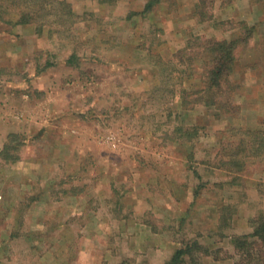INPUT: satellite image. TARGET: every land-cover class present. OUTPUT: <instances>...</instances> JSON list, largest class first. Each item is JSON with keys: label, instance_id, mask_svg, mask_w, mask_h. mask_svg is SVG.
<instances>
[{"label": "rangeland", "instance_id": "1", "mask_svg": "<svg viewBox=\"0 0 264 264\" xmlns=\"http://www.w3.org/2000/svg\"><path fill=\"white\" fill-rule=\"evenodd\" d=\"M47 1L0 13V264H264V0Z\"/></svg>", "mask_w": 264, "mask_h": 264}, {"label": "trees", "instance_id": "2", "mask_svg": "<svg viewBox=\"0 0 264 264\" xmlns=\"http://www.w3.org/2000/svg\"><path fill=\"white\" fill-rule=\"evenodd\" d=\"M46 1V2H45ZM62 1V0H60ZM47 0H0V13H14L17 14L16 23H27L30 21L39 20V13L37 12L36 5L39 8L45 7L50 4ZM150 2L148 3V5ZM2 16V14H1ZM2 18V17H1ZM207 42L206 49L209 50L211 55L210 61L201 74L203 80V86L200 89H194V105L197 103L205 106L215 105L219 108L223 106L221 102V95L223 93V83L229 79L231 73L232 64V50L233 40H204ZM193 93V92H192ZM190 100L187 99L184 94H181V105L183 108H191L189 106ZM196 125H191L188 128L179 126L177 131L180 132L181 137L177 138H193L196 136ZM7 145L4 146L6 148ZM254 234L259 235L264 242V221L255 228ZM246 237V236H245ZM234 242L237 244V240ZM191 246L180 247L175 250L167 264H181L185 261L184 256L189 255Z\"/></svg>", "mask_w": 264, "mask_h": 264}, {"label": "crops", "instance_id": "3", "mask_svg": "<svg viewBox=\"0 0 264 264\" xmlns=\"http://www.w3.org/2000/svg\"><path fill=\"white\" fill-rule=\"evenodd\" d=\"M40 74V73H39ZM53 79H54V77L53 78H51V83L53 82ZM48 81H49V79H48ZM63 107H64V105H63ZM49 108H51V107H49Z\"/></svg>", "mask_w": 264, "mask_h": 264}]
</instances>
